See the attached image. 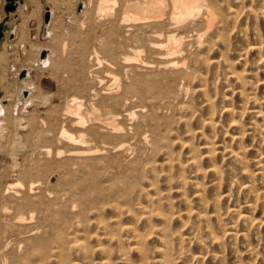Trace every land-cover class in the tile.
<instances>
[{
  "label": "bare ground",
  "instance_id": "1",
  "mask_svg": "<svg viewBox=\"0 0 264 264\" xmlns=\"http://www.w3.org/2000/svg\"><path fill=\"white\" fill-rule=\"evenodd\" d=\"M119 1L121 5L117 11L115 7L117 0L95 2L98 4V7L96 5L95 7L99 13L106 11L107 15L111 14L112 17V19L109 18L113 23L110 36L108 35V40L104 42V47L101 46L107 57L102 58L100 52L94 48L88 55L83 52L86 57L79 53L80 56L77 59L73 57L69 60L68 56L67 61L65 58L63 60L62 54H58L62 59L55 60V55L51 52L38 61V65L48 67V70L57 69V72L58 68L68 66L64 70L67 76L68 73L71 74L69 75L73 82L79 83L77 86L83 96L80 98L73 93L74 96L70 98L66 108L63 107V113H58L59 116L52 115L54 118L39 123L44 130H40L38 134L47 133L43 138L41 135L39 138L44 140L47 138L51 142L46 141L55 143L57 146L54 150L55 147L49 146L51 144L45 146L41 143V146L37 148L38 154L47 158L55 155L56 158L61 159H53L54 161L51 160L48 163L55 164L56 169L52 167L53 172L47 179L46 186L43 187L46 181L42 183L43 180L38 178H32L28 182L26 180L25 183L13 182L6 187L4 183L2 185V181L0 183L3 186V188L0 186V264H98L99 254L107 256L101 258L100 264H149L151 258L146 250V242L154 235L162 240V246H159V250L156 249L163 257V260L161 258L159 262L175 263L176 257L172 252V246L176 236L168 227V223L171 222L168 214L164 215L166 228L160 231L154 228L156 225L153 223L152 213L159 211L160 206L163 207L162 204L171 198L168 193L158 188L160 185L157 183L162 176H165L172 184L175 178L169 174L171 170L174 168L182 172L185 170L188 164L181 160V154L184 151L192 153L189 158L192 163L197 165L200 160V156H197L199 153L196 155L198 150L190 143V140L197 138L199 133L201 135L205 133L196 131L191 119L185 114L189 109L188 98L192 91L196 90L194 84L200 77V66L208 60L203 57V51L198 49L201 42L207 43L208 49L213 47L212 40L216 35L223 34L229 26L233 10L230 8L228 11L223 0ZM91 3L92 0L86 2V9L92 5ZM20 4L18 12L28 8L27 4ZM53 9L56 10V7ZM24 27L26 26L23 24ZM194 48H196L195 51H193ZM7 75L0 74L2 86L7 85ZM12 75H16V72ZM29 77L30 72L25 79H22L24 86L36 87L31 84ZM244 77L241 78L244 79ZM63 79H60L61 83H64ZM38 90L40 92V89ZM15 97L14 93L11 95L7 93L6 98H2L3 101H10V103L5 104L3 101L1 103V135L8 131V123L12 122V119V125L17 129L21 128L24 117H19L15 111L19 113V110H22L21 106L23 111H27V105L33 103L31 96L30 99H18V102ZM37 105L34 104V106ZM52 130L58 131L55 137H49L53 133ZM115 139L119 142H112ZM5 145H7L6 142ZM33 154L34 152L30 153L27 158ZM160 156L165 157L168 169L159 170L154 165ZM232 156L236 160L243 158L238 151L232 153ZM201 167L198 166L197 171L206 173ZM211 169L213 168L209 170ZM149 172L153 175H149ZM80 173L83 176L78 177ZM55 175L58 176L59 182L65 177H70L68 180L71 181L74 178L72 182L80 183L71 184L72 187L69 186V189L64 186L65 190L62 192L56 190L57 192L54 193L52 187H56V184L52 182ZM180 181L183 184L188 182L183 177ZM170 189L172 190L173 186L170 185ZM12 190L15 191L9 195ZM144 199L148 201L147 204L143 202ZM7 200L11 204L7 203ZM156 206L160 208L154 212ZM172 206L170 209L173 208ZM12 209L15 212H12ZM108 211L115 212V216L109 219L110 217L106 216ZM27 213L28 216H26ZM160 214L163 216L164 213ZM209 215L208 218H210ZM127 216L134 219L135 226L128 225ZM199 216L207 217V214L200 213ZM143 223H146V226L141 230ZM147 228L149 230H146ZM213 238L219 241L218 235H214ZM180 239L184 240L181 237ZM94 241L97 245L93 244ZM107 244L108 247H106ZM133 250L141 253L140 263L129 256ZM116 251L120 255L119 262L113 260V254Z\"/></svg>",
  "mask_w": 264,
  "mask_h": 264
},
{
  "label": "rangeland",
  "instance_id": "2",
  "mask_svg": "<svg viewBox=\"0 0 264 264\" xmlns=\"http://www.w3.org/2000/svg\"><path fill=\"white\" fill-rule=\"evenodd\" d=\"M88 1L23 0V3L20 5L27 4L28 8L22 12H18L19 8H17L7 18L8 30L5 38L0 43V58L1 60L3 58L8 59H5V61L4 59L0 60V74H8L6 76V81L7 79L8 81L6 82V86L0 84V108L7 93L10 95L14 93L16 102H18V99H30L31 96L33 103L27 105V111H23L22 106L20 107L22 110H19V113L15 111V114H18L19 117H24L21 128L17 129L12 125V119V122L8 123V131H5L3 135L0 134V183L2 181V185L5 184L4 187L17 181L25 183L26 180L28 182L32 178L41 179L43 180L42 183L46 181L43 183V187H45L47 179L52 174L51 172H53V168L54 170L56 169L55 164L48 163L53 159L61 160L56 158L55 155L50 157L52 158L50 159L38 154L39 150L37 148L41 146V143L45 146L51 144L49 146L55 147L54 150L57 146L55 143H50L51 141L47 138L46 140L50 142L39 138L40 135L43 138L47 134H38L40 130H44L39 123L43 120L54 118V116H59L61 112L63 113V109L66 108L70 98L74 94H77L76 96L81 98L83 93H81L82 91L79 92V83L71 80V74L68 73L67 76L64 68L66 67L65 69H67L68 66L60 67V69L57 67L59 70L57 72V69L48 70V67L38 65V61L41 58L44 59V54L47 57L51 52L55 55V60L62 58L64 60L65 58L68 61V56L69 60H72L73 57V59H77L80 54L86 57L94 48L100 52L102 58L107 57L103 47L104 42L108 40L107 37L110 36L113 26L112 20H109V18L112 19L111 14L107 15L108 12L106 11L99 13L96 10L95 5L98 7L97 3L100 0H97L98 2L92 0V5L86 9V2ZM117 1L118 3L115 4L116 11L120 9L119 6L121 5L120 1ZM223 1L228 11L230 8L233 10L232 17L237 13L238 15H236L237 17H231L232 20L230 19V24L223 31V34L215 36L212 40L213 47L208 49L207 43H200L198 50L203 51V57L208 60L205 61L206 64L204 63L200 66V77L194 84L196 90H193L191 96L188 98L189 109L185 113L191 119L194 129L205 133L204 135L199 133L197 138L190 140V143L197 148L196 155L199 153L197 156H200V160L197 165L192 163L189 160L192 153L184 151L181 154V160L188 164L185 166V170L183 172L179 171L178 168L171 170L169 174L175 178L172 184L168 182L165 176H162L159 179L160 183H157L160 185L158 188L168 193V196L170 195L171 198L162 204L164 208L162 206H160L161 208L155 207L154 212L158 208L169 210L161 211L159 209L156 213H152L153 223L156 225L154 228L158 231L165 229L164 215L165 213L166 215L168 214L167 216L171 218L168 227L176 236L172 246V252L175 253L176 257L174 264H264V0ZM6 2V0H0V23L7 17L5 11ZM53 7H56V10ZM48 8L51 10V18L49 23H46L45 17ZM235 11L237 12L235 13ZM94 16L97 17L95 18ZM99 16L105 19L103 20ZM22 23L26 27L23 28ZM18 35L20 36L18 37ZM102 45L103 47H101ZM42 49L45 50L40 52ZM83 52H86V55ZM58 54H62V58ZM1 67H3V70ZM15 72L16 75H12ZM28 72H30L29 79L31 84L36 85V87L24 86L22 79L28 76ZM239 76H243L246 81ZM238 77L241 79L240 81ZM60 79H63L64 83H61ZM74 84L78 86L75 87ZM65 86L66 89H64ZM74 88H78V90L76 89L77 91H75ZM38 89H40V92H38ZM67 93L68 95H66ZM7 102L10 103V101H3L5 104H8ZM36 103L39 104L37 105ZM34 104L37 106H34ZM53 106L56 107L54 108ZM194 113L196 114L194 115ZM24 128L26 129L24 130ZM10 130L14 136L11 133L9 134ZM52 131H50L52 134L49 137H55L58 132L57 130ZM10 138H13V140ZM5 139H8L9 142ZM115 141L119 142L116 139L112 140V142L116 143ZM5 142L7 145H5ZM4 146L7 147L4 148ZM6 148L9 149L7 150ZM237 151L241 153L242 160H236L232 156V153ZM32 152L34 154L27 158ZM45 158L47 159L45 160ZM35 159H38V161ZM45 161L48 162L46 163ZM48 165L50 166L48 167ZM154 165L159 170L168 169L164 156L158 157ZM198 166H202V171L206 173L198 172ZM46 168H49V170H46ZM210 168L213 169L209 170ZM20 169L23 170V173H21ZM148 174L153 175L152 172ZM81 175L80 173L78 177ZM181 176L187 179V184L181 183ZM68 178L65 177V179L63 178L59 182L57 181L59 180L58 176H54V181L52 182L56 184V187H52L54 193L65 190L64 186H67V189H69V186L72 187L71 184L80 183L79 181L72 182L74 178L71 181ZM170 185L173 186L172 190L170 189ZM1 187L3 188V186ZM63 187L64 189H62ZM13 191L15 190H12V193L9 195L13 194ZM8 201L6 202L11 204ZM143 202L145 204L148 203L145 199ZM169 204L173 205V208L170 209L171 206ZM205 204L207 205L205 206ZM12 212H15V210L12 209ZM161 212L164 213L163 216L159 215ZM198 213L199 215L200 213H206L207 217L200 218ZM154 214L157 216L155 215V217ZM172 214L173 216H171ZM28 215L27 213L26 216ZM208 215L210 218H208ZM106 216H109L110 218H108L111 219L115 216V212L108 211ZM127 221L128 225H131L134 219L131 216H127ZM145 226L146 223H143L141 230ZM148 228L146 230H149ZM178 234H181V236ZM214 235H218L219 241L213 240ZM180 237L184 240L180 239ZM161 241L157 235L147 239L146 250H148L151 258L149 264H162L161 261L159 262V259L162 258L161 260H163V257L161 253L156 251V249L159 250V246H162ZM205 241H207L206 244L204 243ZM93 244L97 245V242L94 241ZM106 247H108V244ZM131 247L133 248L134 245ZM129 254L132 259H135L134 261L140 263L141 253L139 251L133 250ZM104 257H107L106 254L105 256L102 254L97 256L98 264L101 263V258ZM119 257L120 255L116 251L113 254V260L119 262Z\"/></svg>",
  "mask_w": 264,
  "mask_h": 264
},
{
  "label": "water",
  "instance_id": "3",
  "mask_svg": "<svg viewBox=\"0 0 264 264\" xmlns=\"http://www.w3.org/2000/svg\"><path fill=\"white\" fill-rule=\"evenodd\" d=\"M6 5H5V11L7 13V17L0 23V43L1 41L5 38L6 32L8 30V25H7V18L9 15L13 12H15L19 6V3H23V0H6ZM51 18V10L50 8L47 9L45 21L46 23H49ZM46 57V54H44V58ZM25 75V74H24Z\"/></svg>",
  "mask_w": 264,
  "mask_h": 264
}]
</instances>
